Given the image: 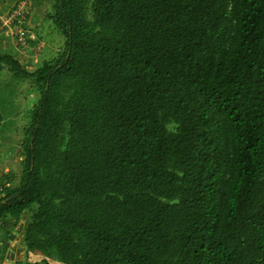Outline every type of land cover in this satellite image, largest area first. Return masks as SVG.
Wrapping results in <instances>:
<instances>
[{
	"label": "trees",
	"instance_id": "trees-1",
	"mask_svg": "<svg viewBox=\"0 0 264 264\" xmlns=\"http://www.w3.org/2000/svg\"><path fill=\"white\" fill-rule=\"evenodd\" d=\"M65 39L0 220L40 264H264V0H52ZM0 83V157L10 97ZM18 176V177H17Z\"/></svg>",
	"mask_w": 264,
	"mask_h": 264
},
{
	"label": "crops",
	"instance_id": "crops-1",
	"mask_svg": "<svg viewBox=\"0 0 264 264\" xmlns=\"http://www.w3.org/2000/svg\"><path fill=\"white\" fill-rule=\"evenodd\" d=\"M18 1L0 0V16L8 14ZM29 3L31 7L27 23L36 40L23 47L9 32H1L0 58L8 55L17 59L27 70H36L43 62L59 56L65 48V39L49 18L52 0H29ZM26 221L23 217L16 226L14 219L0 220V264H40L42 255L27 252L22 240Z\"/></svg>",
	"mask_w": 264,
	"mask_h": 264
},
{
	"label": "rangeland",
	"instance_id": "rangeland-1",
	"mask_svg": "<svg viewBox=\"0 0 264 264\" xmlns=\"http://www.w3.org/2000/svg\"><path fill=\"white\" fill-rule=\"evenodd\" d=\"M29 71H33V69ZM0 83L8 86L6 94L10 97L6 114L7 127L2 130L4 140L0 157L1 176L5 178L9 176L10 172L13 174L20 172V144L24 139L25 129L30 124L31 110L38 97L29 82L12 79V75L8 72L0 73ZM26 218L27 216L24 217V219Z\"/></svg>",
	"mask_w": 264,
	"mask_h": 264
},
{
	"label": "built area",
	"instance_id": "built-area-1",
	"mask_svg": "<svg viewBox=\"0 0 264 264\" xmlns=\"http://www.w3.org/2000/svg\"><path fill=\"white\" fill-rule=\"evenodd\" d=\"M30 7L28 0H19L8 14L0 16V33L9 32L24 47L35 40L27 23Z\"/></svg>",
	"mask_w": 264,
	"mask_h": 264
}]
</instances>
